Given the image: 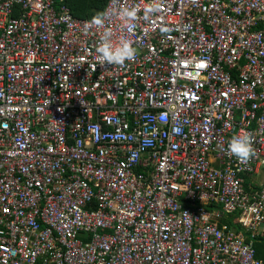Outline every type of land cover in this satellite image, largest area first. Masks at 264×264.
I'll list each match as a JSON object with an SVG mask.
<instances>
[{
	"label": "built area",
	"instance_id": "1",
	"mask_svg": "<svg viewBox=\"0 0 264 264\" xmlns=\"http://www.w3.org/2000/svg\"><path fill=\"white\" fill-rule=\"evenodd\" d=\"M148 3L0 0V264H264V0Z\"/></svg>",
	"mask_w": 264,
	"mask_h": 264
},
{
	"label": "clouds",
	"instance_id": "2",
	"mask_svg": "<svg viewBox=\"0 0 264 264\" xmlns=\"http://www.w3.org/2000/svg\"><path fill=\"white\" fill-rule=\"evenodd\" d=\"M160 4L161 0H150V3L143 9L144 18L148 19L153 13L159 12ZM138 12L139 8L137 7H124L120 9L119 16L122 20L127 22L125 27L128 32L134 31V21L137 19ZM108 19L109 12L107 10L97 12L88 22V26L102 28ZM172 31L173 29L168 25H162L160 28L162 35L170 34ZM96 52L99 54V64L101 66L106 64L123 66L126 61H134L137 56V49L133 46V41L121 37L118 43H114L113 33L110 29L101 33ZM227 151L234 156L238 162L247 163L255 155L254 142L249 134L237 133L228 140Z\"/></svg>",
	"mask_w": 264,
	"mask_h": 264
},
{
	"label": "trees",
	"instance_id": "3",
	"mask_svg": "<svg viewBox=\"0 0 264 264\" xmlns=\"http://www.w3.org/2000/svg\"><path fill=\"white\" fill-rule=\"evenodd\" d=\"M108 0H67V5L76 18H91L97 12H103ZM258 255L264 256V242H256Z\"/></svg>",
	"mask_w": 264,
	"mask_h": 264
},
{
	"label": "rangeland",
	"instance_id": "4",
	"mask_svg": "<svg viewBox=\"0 0 264 264\" xmlns=\"http://www.w3.org/2000/svg\"><path fill=\"white\" fill-rule=\"evenodd\" d=\"M261 174L262 173H260L259 175H257V177H256L257 180H260Z\"/></svg>",
	"mask_w": 264,
	"mask_h": 264
}]
</instances>
